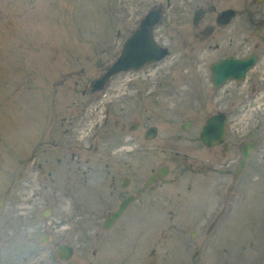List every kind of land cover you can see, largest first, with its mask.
Segmentation results:
<instances>
[{"label": "rangeland", "instance_id": "obj_1", "mask_svg": "<svg viewBox=\"0 0 264 264\" xmlns=\"http://www.w3.org/2000/svg\"><path fill=\"white\" fill-rule=\"evenodd\" d=\"M166 1L0 0V197L20 173L0 210V264H264L263 63L218 90L198 67L224 54L202 51L205 39L232 40L229 53L243 55L264 46V1L208 0L199 27L202 0ZM225 7L232 23L202 40ZM147 11H158L155 35L170 55L116 75L94 99ZM225 107L228 150H202V122ZM151 125L157 135L145 139ZM245 140L259 148L231 190ZM163 165L168 173L144 187ZM129 192L138 199L102 230ZM43 233L50 240L37 244ZM60 243L74 246L67 262Z\"/></svg>", "mask_w": 264, "mask_h": 264}, {"label": "water", "instance_id": "obj_2", "mask_svg": "<svg viewBox=\"0 0 264 264\" xmlns=\"http://www.w3.org/2000/svg\"><path fill=\"white\" fill-rule=\"evenodd\" d=\"M258 1V0H254ZM223 20L221 22H228L231 16L233 15V11L228 10L224 12ZM156 15L149 13L144 21L143 24L152 23L156 21ZM151 21V22H150ZM145 32L144 26L140 27V31L133 39H129L125 44V49L123 51V56L119 59L114 65H112L107 72L102 75V77L95 81L94 86L97 87L103 83V81L112 73L117 72L121 69H128L130 67H138L141 64L155 59L154 57H159L154 54L157 50H152V52H148V46H151L148 42L147 38L142 37L143 33ZM160 53V51H159ZM255 57H250L248 59H225L220 60L218 63L212 65V77L214 81L220 82L221 80L227 77L233 78H243L245 76L246 70L253 64ZM149 132L151 133L150 136L155 134V129L150 128ZM204 142L208 145L214 143H220L224 140L225 137V119L218 115H213L207 120V124L203 127L201 133ZM257 146V142H247L241 147V158L238 163L237 171L235 175H237L242 168L244 167L245 161L249 158L253 149ZM2 202V201H1ZM0 202V206L1 203ZM128 200L121 203L119 209L112 213V215L105 220L104 227L107 228L112 225L114 220L117 216L122 212L124 207L126 206ZM58 253L62 259H67L72 254V248L66 245H61L58 249Z\"/></svg>", "mask_w": 264, "mask_h": 264}, {"label": "flooded vegetation", "instance_id": "obj_3", "mask_svg": "<svg viewBox=\"0 0 264 264\" xmlns=\"http://www.w3.org/2000/svg\"><path fill=\"white\" fill-rule=\"evenodd\" d=\"M208 0H202V3L201 4H198L197 7L194 9L193 11V18H192V25L195 26V27H199L201 25V23L203 22V20L205 19L206 17V10L205 8L203 7V4L204 3H207ZM213 8V7H212ZM226 8H229V7H225V8H222L220 9L217 14L213 17L212 21L213 23H207L205 24L201 29H200V34H201V38L202 40L205 38V37H208L209 35H211L216 29L220 30L222 28H225L226 26H228L229 24L227 25H220L217 23V15L218 13L221 11V10H224ZM199 10L198 13H195V10ZM264 22L263 21H260V25H262ZM258 31H262V29H258ZM206 33H209L208 35H206ZM204 43H201L200 45H202V51L204 50H207V51H222L224 52V54L220 55L219 58H222V57H227V56H236V57H243L244 55L248 56V55H252V54H255L253 55L256 59V62H257V66L262 64V72H263V80H264V46L260 43H257L253 46V49H251L250 51L248 50L246 52V54H235V53H229L230 50H231V47L233 46L232 42L230 41H226L224 42L223 45H219L217 43L215 44H209L207 43L208 40L205 39L203 40ZM244 44L241 43L240 47L241 49L243 48ZM182 57L184 58L183 60L186 59V55H182ZM218 59V58H217ZM206 61H201L198 63V67L199 69L200 68H207V73L209 74L210 76V63L206 64L205 63ZM192 69H191V66L189 65V70L188 72H191ZM196 74H200V71L201 70H193ZM202 72V71H201Z\"/></svg>", "mask_w": 264, "mask_h": 264}]
</instances>
